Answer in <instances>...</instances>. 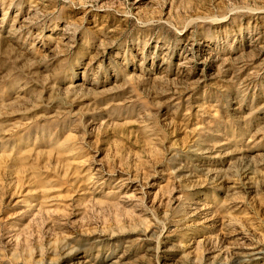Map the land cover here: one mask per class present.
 I'll return each instance as SVG.
<instances>
[{"label": "rangeland", "instance_id": "374dc122", "mask_svg": "<svg viewBox=\"0 0 264 264\" xmlns=\"http://www.w3.org/2000/svg\"><path fill=\"white\" fill-rule=\"evenodd\" d=\"M0 264H264V0H0Z\"/></svg>", "mask_w": 264, "mask_h": 264}]
</instances>
